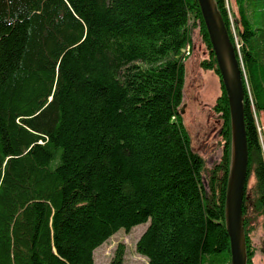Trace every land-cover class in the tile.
Listing matches in <instances>:
<instances>
[{
    "label": "trees",
    "instance_id": "16d2710c",
    "mask_svg": "<svg viewBox=\"0 0 264 264\" xmlns=\"http://www.w3.org/2000/svg\"><path fill=\"white\" fill-rule=\"evenodd\" d=\"M214 1L240 44L252 264L248 227L261 218L264 231V0ZM192 30L208 52L198 66L220 80L211 109L222 144L208 176L181 113ZM229 150L196 0H0V264H94L114 234L146 223L135 252L147 264H230ZM123 257L119 244L109 264Z\"/></svg>",
    "mask_w": 264,
    "mask_h": 264
},
{
    "label": "rangeland",
    "instance_id": "374dc122",
    "mask_svg": "<svg viewBox=\"0 0 264 264\" xmlns=\"http://www.w3.org/2000/svg\"><path fill=\"white\" fill-rule=\"evenodd\" d=\"M231 6L232 10L230 11V14L236 12L232 3ZM230 20L231 30L236 41L235 48L238 51L240 49V44L235 36V31L232 26V18H230ZM191 38V49L186 48L184 51V56H186L184 61L186 66V82L185 100L183 107L181 108L183 111L182 118L190 134L193 150L206 160L208 167L205 176H208L209 170L219 162L218 160L220 158L221 151L220 144H222V140L220 138V130L222 125L220 120H218L217 115L213 113L211 109L215 100L221 93L220 80L213 71H205L198 66L201 59L208 58V52L204 47L201 36L197 30H192ZM246 87L250 104L253 108L251 92L247 81ZM256 123L259 139L263 142L264 117H259ZM254 184L255 181L253 177L248 179L245 191V194L248 195V199L251 198V189L254 187ZM223 209H225V200ZM243 217L245 221V217L247 218L248 215H243ZM252 221L254 222V220ZM253 224L254 225L252 227H248V231H250L251 247L254 252V256H252V264H264V254L258 250L259 248H262L261 243L264 242V231L262 229L261 218H256L255 223ZM147 226V223L138 225L132 228L128 233H126L124 230L118 231L105 244L95 250L93 253L94 264H109L113 257L114 250L119 244L124 246V257L122 264H147V260L135 252V244Z\"/></svg>",
    "mask_w": 264,
    "mask_h": 264
},
{
    "label": "water",
    "instance_id": "95a60500",
    "mask_svg": "<svg viewBox=\"0 0 264 264\" xmlns=\"http://www.w3.org/2000/svg\"><path fill=\"white\" fill-rule=\"evenodd\" d=\"M196 1L212 47L230 114V165L224 209L230 264H247L242 207L247 182L248 147L244 123L242 69L215 1ZM261 253L264 254V250H261Z\"/></svg>",
    "mask_w": 264,
    "mask_h": 264
},
{
    "label": "flooded vegetation",
    "instance_id": "af4514ba",
    "mask_svg": "<svg viewBox=\"0 0 264 264\" xmlns=\"http://www.w3.org/2000/svg\"><path fill=\"white\" fill-rule=\"evenodd\" d=\"M261 246H262V248H259V249H258L259 252H261V250H264V242L261 243ZM262 254H263V253H262Z\"/></svg>",
    "mask_w": 264,
    "mask_h": 264
}]
</instances>
